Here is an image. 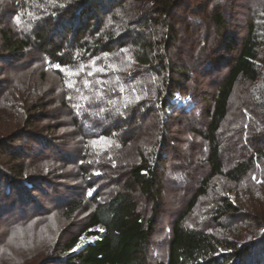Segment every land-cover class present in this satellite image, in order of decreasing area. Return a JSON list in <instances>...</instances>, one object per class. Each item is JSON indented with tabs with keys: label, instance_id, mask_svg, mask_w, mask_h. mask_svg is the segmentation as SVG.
<instances>
[{
	"label": "trees",
	"instance_id": "obj_1",
	"mask_svg": "<svg viewBox=\"0 0 264 264\" xmlns=\"http://www.w3.org/2000/svg\"><path fill=\"white\" fill-rule=\"evenodd\" d=\"M36 1L39 0L13 1L14 10L10 14L12 28L0 29L2 62L23 60L32 49H36L46 70L62 76L64 104L74 112L78 108L91 112V115L78 116L80 119L98 121L109 114L118 119L109 127H104V123L93 125L100 130L96 135H112L121 130V134H129L130 138L124 140L126 145L140 130L147 116L160 111L164 119V122L159 120V141H154L152 153L143 155L129 171L131 184L153 202L149 218L142 215L135 200L124 192H116L109 199L98 201L96 192L91 190L92 209L86 216L83 234L94 240L87 241L63 264H231L233 261L245 264L250 250L220 239L212 231L224 220L239 223L242 219L239 198L233 203L227 197L228 191L220 196L215 187L218 181H223L232 186V190L250 191V198L247 196L245 200L251 203L243 202L247 209H254L259 221L264 223V205L256 203L264 201V196L255 197L252 193L264 190V5L251 7L244 21V36L238 39L233 21H228L235 15L230 7L233 0H197L195 10L182 12L180 20L175 19L176 14L191 0H110L108 8L101 9L102 14H99V7L106 0H46L48 2L44 5H34ZM92 10L94 14L90 15ZM199 14L208 15L213 34L217 37L211 50V36L207 29L200 37L190 35L186 38L200 44L199 54L204 57L202 76L220 68L225 57L220 56L217 61L215 58L221 53L236 52V56L215 86L212 105L195 113L197 118L190 122L186 118L188 112L178 113V110H184V106L172 110V114L179 115L166 116L165 113L174 106L175 101L171 103V99L177 93L190 95L198 105L199 84L195 81L194 90L189 91L190 72L177 55L179 53L171 56V51L181 40L179 22L188 20L194 25L200 24ZM151 26L162 27V30L149 31ZM121 50L131 54L127 65L134 70L133 75L118 71L115 65L111 67V62L116 60L111 58L112 61H108L113 52L120 55ZM196 62H193V68L198 65ZM57 65L62 70H58ZM144 68L142 74L146 78L140 83L135 78ZM90 70L93 80L88 81ZM77 71L85 76V83L81 86L72 76V72ZM148 72L151 73L149 77ZM153 75L158 76V82L152 79ZM237 86L243 90L239 101L235 102ZM78 94L81 100L77 98ZM88 94L93 102L86 101ZM125 100H128L127 104ZM204 101L207 103V99ZM97 109L100 112H95ZM173 126L186 127L189 133L202 141L204 147L198 145L195 154L202 155L205 149L203 163L207 166V174L193 189L184 210L173 223L166 259L151 262L148 245L162 212L168 152H177L178 149L168 136ZM127 127L129 129L125 131ZM222 139L229 143L225 146ZM233 152L235 158L227 165L229 160L227 158L226 163L225 157ZM81 169L85 171L82 166ZM10 181H13L11 177L0 173V199L11 195L14 185ZM21 184L31 189V183L23 181ZM211 194V204L205 209L211 224L207 227L200 223L194 228L185 227V220L197 210L201 199ZM252 195L259 199L255 202ZM4 203L0 202V205ZM256 204L257 209L253 207ZM74 212L75 205L66 209L65 214L71 216ZM96 227H101L102 231L95 230ZM78 241V238L72 239L67 251Z\"/></svg>",
	"mask_w": 264,
	"mask_h": 264
},
{
	"label": "rangeland",
	"instance_id": "obj_2",
	"mask_svg": "<svg viewBox=\"0 0 264 264\" xmlns=\"http://www.w3.org/2000/svg\"><path fill=\"white\" fill-rule=\"evenodd\" d=\"M13 1L0 0V29L4 31L12 28L10 14L14 10ZM196 1L185 3L175 19L180 20L182 12L186 10L194 11L198 3ZM47 2L39 0L33 4L44 5ZM109 3L110 0L103 1L98 13L102 14L101 9L108 8ZM259 4L264 5V0H233L230 7L231 13L235 15L231 19L228 18V21H233L230 22L238 32V39L244 36V21L248 11ZM187 5H190V8ZM93 14L92 10L90 15ZM199 15L200 24L194 25L188 20L186 23L179 22L181 40L171 51V56L179 53L177 55L190 72L192 81L188 83L189 91H193L198 82V89L201 91L196 96L198 105L190 95L181 96L177 93L171 99V103L175 101L174 106L168 108L165 113L166 116H175L183 111L188 112L186 118L190 122L192 118H197L195 113L212 105L211 99L216 95L215 86L236 56V52L221 53L215 58L217 61L220 56L225 57V61L220 63V68L207 72L205 77L202 76L204 57L199 54L200 44L186 38L190 35L200 37L207 29L211 36V50L217 37L213 34L214 29L208 21V15ZM188 16L192 17L189 13ZM148 29L161 32L162 27L151 26ZM119 53L120 55L116 51L111 54L112 57L110 56L108 61L116 60L111 62V67L115 65L118 71L124 70L127 71L126 75H133L134 70L129 69L127 65L130 52L121 50ZM196 60L198 65L193 68V62ZM91 71L88 72V75L91 73L88 81L93 80ZM144 71L145 68L138 71L135 80L144 82ZM72 73L78 81L77 85L85 83V76L81 71ZM65 74L69 76V73ZM150 74L148 72V77ZM152 79L158 82L159 78L153 75ZM235 90L237 102L243 89L237 86ZM77 98L81 100V95L78 94ZM85 98L88 102L94 101L89 94ZM64 99L62 76L46 70L44 60L36 49H32L23 60L11 59L5 63L0 60V173L11 177L13 181L10 182L14 185L11 195L8 194L6 198L1 196L3 199H0V202H6L0 205V264H63L69 253L68 244L72 239H79L76 246L86 243L90 238V241L94 240L93 237L88 238L83 234L86 216L92 209L89 198L91 190L96 192L98 201L107 200L116 192H124L135 200L146 219L151 214L153 202L141 195L138 188L131 184L129 171L133 165L139 163L143 155L152 153L154 141H159V120L164 122L162 113L159 111V114L147 116L140 130L125 145L124 140L130 138L129 134H121L122 131L119 130L112 135L99 136L96 134L100 130L93 128V125L98 123H104V127L114 125L118 119H115L113 114L101 117L98 121H85L78 116L91 115V112L82 111L81 108L74 112L73 108L64 104ZM204 99H207V103ZM124 103L127 104L128 100ZM177 106H184V110H178L179 114H172V110L178 109ZM95 112L100 111L97 109ZM75 123L81 128L78 129ZM126 129L129 128H125V131ZM170 132L169 139H173L178 149L177 152H168L161 201L162 212L148 245L151 262L166 259L173 223L184 210L193 189L207 174V166L203 163L205 149L202 150V155L195 154L198 145L204 147L202 141L189 133L184 126H173ZM227 139H222L225 146L229 143ZM234 158L235 152L227 154V165L232 163ZM80 166L84 167L85 171H80ZM23 181L31 183V189L21 184ZM237 190H232V186L223 181L217 182L215 192L218 195L223 196L228 191L227 197L233 203L239 198L242 219L239 223L224 220L221 226H214L212 231L218 238L235 243L241 249L247 247L250 252L245 264H264V223L259 221L255 215L256 211L247 209L243 202L247 196L250 198V191L240 190L239 193ZM252 193H255V197L264 196V190ZM212 195L201 199L197 210L185 220V227L194 228L199 223L207 227L211 224L205 209L206 205L211 204ZM254 196L252 195V199L256 202L259 198ZM246 202L251 203L249 200ZM256 203L264 205V201ZM74 205V214H65L66 209ZM253 207L257 209L258 205ZM231 264H235V261Z\"/></svg>",
	"mask_w": 264,
	"mask_h": 264
},
{
	"label": "water",
	"instance_id": "obj_3",
	"mask_svg": "<svg viewBox=\"0 0 264 264\" xmlns=\"http://www.w3.org/2000/svg\"><path fill=\"white\" fill-rule=\"evenodd\" d=\"M95 230H102L101 227H96ZM92 238H90L91 240ZM89 240V241H90ZM85 246V243L84 244H81L80 246H74L68 253V255L66 256L67 258L73 256L74 254H76L78 251H80L83 247Z\"/></svg>",
	"mask_w": 264,
	"mask_h": 264
},
{
	"label": "snow or ice",
	"instance_id": "obj_4",
	"mask_svg": "<svg viewBox=\"0 0 264 264\" xmlns=\"http://www.w3.org/2000/svg\"><path fill=\"white\" fill-rule=\"evenodd\" d=\"M56 67H57L58 70H62L59 65H57ZM89 75H91V73H89Z\"/></svg>",
	"mask_w": 264,
	"mask_h": 264
}]
</instances>
